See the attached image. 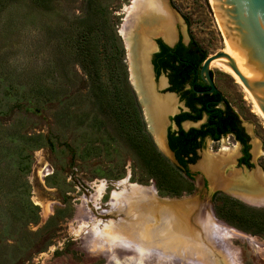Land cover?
Instances as JSON below:
<instances>
[{"label": "rangeland", "instance_id": "rangeland-1", "mask_svg": "<svg viewBox=\"0 0 264 264\" xmlns=\"http://www.w3.org/2000/svg\"><path fill=\"white\" fill-rule=\"evenodd\" d=\"M132 1L90 0V7L98 10L91 16L86 15L89 0H0V264H164L156 262L152 251L159 258L174 254L173 264H264L263 226L229 220L226 205L231 199L217 194L211 202L206 195L210 184L198 185L199 174L193 173L192 181L173 168L146 128L164 158L160 162L144 159L129 139L136 114L129 115L125 128L122 110L111 109L118 105L132 112L128 99L134 90L126 54L120 68V78L125 72L126 79L115 83L119 94L113 100L109 90L114 85L107 80L106 66L104 93L91 86L81 68L76 33L90 20L95 28L105 23L98 48L106 58L108 52L114 55L123 48L119 26ZM168 1L179 18V30L188 25L187 33L207 54L225 48L209 0ZM211 69L249 135L253 169L264 170V119L229 74L215 66ZM255 142L263 153L253 154ZM234 146L238 148L226 139L221 143L223 148ZM144 148L149 149L146 144ZM204 149L209 151L210 145ZM152 165L161 171L151 173ZM134 184L152 186L158 197L174 203L185 197L198 201L189 200L194 210L186 225L191 229L179 227L187 238L167 224L161 204L138 201L139 195L130 192ZM115 191L126 196L114 200ZM223 203V214L212 215L231 229L230 236L204 234L195 223L198 210ZM252 208L264 210V206ZM110 220L118 225L119 237L94 230ZM194 229L201 233V244ZM136 232L145 239L144 253L138 251ZM172 241L178 243L177 253L166 246ZM182 255L185 258L179 260Z\"/></svg>", "mask_w": 264, "mask_h": 264}, {"label": "flooded vegetation", "instance_id": "flooded-vegetation-1", "mask_svg": "<svg viewBox=\"0 0 264 264\" xmlns=\"http://www.w3.org/2000/svg\"><path fill=\"white\" fill-rule=\"evenodd\" d=\"M123 14L120 26L125 18V12ZM184 21L186 25L187 21ZM187 26L185 31H181L176 25V33L168 40L160 32L155 33L156 35H149L147 41H151L146 43V45L149 44L150 46L152 44L151 46H153L145 52V57L148 59L146 65L150 68L151 82L149 85L152 87L150 100L160 102L166 96L174 100H170L174 105L168 103V109L164 110L165 114L163 113V117L165 116L163 118V142L173 156V159L168 155L166 158L173 168L181 171L185 177L192 181L195 174H199L200 180L197 184L206 187L209 184V180L206 179L208 177L196 167L198 161L202 158V153L206 152L204 149L206 144L210 145L209 151L214 153H218L223 148L221 143L225 139L228 142L237 144V154L233 162L230 163L231 166L229 165V167L227 166L222 170V175L228 176L232 170L239 172L237 175H233L232 183L228 186L229 189L224 191L222 188L216 187V189L214 187V192L208 199L213 202L218 194L246 205V201L239 199V194L260 196L264 192L263 188L250 186L252 183H249L254 170H257L253 169L251 161L249 135L231 103L217 85L216 77L211 69L212 66H210L211 63L208 71L214 90H211V86L207 83L206 75L201 73V67L205 59L219 51L207 54L206 50L187 33ZM119 35L130 67L125 40L120 33ZM132 40L131 53H133V65H136V67L133 66V69H135V79H137L139 91L136 87L134 88L133 83H131V86L134 95L137 96V98L135 96L136 105L145 128L152 134L155 143L158 145L151 128L152 121L147 118L148 115L146 114L149 101L144 94V83L138 68L140 41L137 33ZM129 79L131 80V76H129ZM140 98H143V102L140 101ZM228 116L233 119L231 123L224 121ZM261 153L263 152L260 150ZM192 169L195 171L193 172ZM258 169H260L261 177L264 179L263 168L259 167ZM247 204L264 206V204L249 202ZM210 210L214 215L217 213L215 206L210 207Z\"/></svg>", "mask_w": 264, "mask_h": 264}, {"label": "bare ground", "instance_id": "bare-ground-1", "mask_svg": "<svg viewBox=\"0 0 264 264\" xmlns=\"http://www.w3.org/2000/svg\"><path fill=\"white\" fill-rule=\"evenodd\" d=\"M168 0H133L132 1V6L130 7L128 17L125 19V22L123 25L119 28V33L122 35V37L125 40L127 51H128V58L130 62V76H131V81L136 87L137 91H139V86L137 83V79H135V69H133V53H131V46H132V39L138 34L139 41H140V56H139V61H138V68L140 70L141 74V79L143 80L144 86V94L147 97V100L149 101L148 108L146 110V114L148 115L147 118L150 120L151 119V128L153 130L154 136L156 138V141L159 145V147L165 151V146L163 142V113L164 110L168 109V103L170 104V100H172L170 97L166 96L163 100L161 99L160 102L158 101H152L150 100L151 97V79H150V71L149 67H147L146 63V57H145V52L148 51L151 47L146 45V43H149L148 36L151 34L155 33H163L164 38L171 39L174 34L176 33V25L179 22V18L175 14V12L171 9V7L168 5ZM210 1V0H209ZM211 3V1H210ZM212 4V3H211ZM156 35V34H155ZM225 38V37H224ZM170 41V40H169ZM173 42V41H172ZM171 42V43H172ZM137 44V43H136ZM227 43L225 41V48L223 49L224 51L226 50ZM147 54V53H146ZM147 56H149L147 54ZM210 66H215L214 62L212 61ZM136 67V65H135ZM217 67V66H215ZM220 68V67H218ZM224 72L229 74L237 84H239L242 89L244 90L247 98L249 99L250 103L252 104L253 110L258 114L260 117H263L261 111L259 110L257 104L255 103L253 97L249 93L248 89L244 87L239 79L238 76L233 74L227 69L221 68ZM152 78V77H151ZM162 80V79H161ZM164 81V80H163ZM142 84V83H141ZM171 95V94H170ZM152 96V95H151ZM153 99V97H152ZM175 99V98H174ZM174 101V100H172ZM173 104V103H171ZM174 105V104H173ZM172 109V108H171ZM165 114V113H164ZM167 114V113H166ZM165 121V120H164ZM189 124V123H188ZM253 154L257 153L260 151L259 150V144L257 142L253 143ZM237 147L234 146V148L229 149V148H223L219 150L218 153H214L213 151H206L202 153V158L198 161L196 167L199 170H202L204 175H206L209 180L210 186L213 188H222L227 190L229 189L228 186L231 185L232 180H233V175H237L239 171L237 170H232L230 171L229 175L224 176L222 175V170L226 168L227 166L229 167L230 163L233 162L236 154H237ZM231 166V165H230ZM244 172V171H243ZM261 171L260 169L254 170V173L252 174V179L249 182L251 185L254 187H261L263 188L264 191V179L261 177ZM216 188V189H217ZM132 192L135 195H139V200L141 201L142 199L144 201H149L152 202L156 207L157 205L161 206L163 210H166L167 215H168V223L170 226L175 227V231L180 232L182 236H187L182 232V230L179 227H182L187 231L188 228H190L187 225L188 220L191 216V211L194 210L192 206H189V204L193 202H198L195 198H183L182 200L184 201H178L179 203H174L171 198H160L157 196L156 190L152 186H144V185H137L134 184L132 185ZM219 190V189H218ZM233 190V189H232ZM103 191V185L101 187V192L98 195L102 196L101 193ZM222 191V190H221ZM242 191V190H241ZM260 193V192H259ZM228 194V193H227ZM256 194V193H255ZM97 195V196H98ZM113 199L116 200L119 196L125 197V194H122V192H113L112 194ZM232 196V195H231ZM258 196V197H257ZM239 199L241 198L242 200L249 202V203H254V204H264V192L262 195H238ZM189 200H192L193 202H189ZM89 201V199H87ZM148 202V203H149ZM161 204V205H160ZM114 205V204H113ZM164 205V206H163ZM205 209V208H204ZM196 219L195 223L197 225H200L201 228L204 230L201 231L204 234H209L211 236H230V230L225 228L224 226H221L214 218L212 215V211H210L209 208H206L205 210L199 209L197 214H196ZM115 222L110 220L109 223H105L103 225V228L97 229V225H95L93 228L97 233H101L102 235H106L110 238L114 237H119V228L117 224H114ZM98 224V222H97ZM191 229V228H190ZM189 230V229H188ZM199 232V233H198ZM192 234L195 236L196 241H198V244H201V233L197 229H194L192 231ZM135 235H139L140 239L138 238V251L140 253H144V249L141 247V243L143 240H145L139 232H136ZM105 237V236H104ZM106 238V237H105ZM187 238V237H186ZM107 239V238H106ZM109 240V239H108ZM179 242V240H178ZM178 243L177 242H170L166 244L167 248L172 252L174 249V252H176L175 247ZM204 244V243H203ZM153 248V247H152ZM210 248V247H209ZM212 252V248H210ZM151 254L154 255V258L157 260L156 262H163L164 264H173L171 258H159V253L157 252H150ZM150 254V255H151ZM152 255V256H153ZM175 257V256H174ZM179 260L181 258L184 259L185 256L178 257ZM181 262V261H180ZM234 262V261H233ZM181 263H184L182 261ZM230 263V262H229ZM139 264H142L139 262ZM157 264H162V263H157ZM231 264V263H230Z\"/></svg>", "mask_w": 264, "mask_h": 264}, {"label": "water", "instance_id": "water-1", "mask_svg": "<svg viewBox=\"0 0 264 264\" xmlns=\"http://www.w3.org/2000/svg\"><path fill=\"white\" fill-rule=\"evenodd\" d=\"M210 1L227 46L225 51L221 50L205 59L201 73L206 75L211 90L214 87L208 68L212 61L215 66L238 76L264 117V0ZM140 101L143 102V98ZM164 152L173 159L166 147ZM213 190L210 186L207 197H211Z\"/></svg>", "mask_w": 264, "mask_h": 264}, {"label": "trees", "instance_id": "trees-1", "mask_svg": "<svg viewBox=\"0 0 264 264\" xmlns=\"http://www.w3.org/2000/svg\"><path fill=\"white\" fill-rule=\"evenodd\" d=\"M87 13L89 15H93L98 12L97 9L90 7V0H89V6L87 7ZM91 22V20H90ZM90 22L88 24H84L81 29L76 33L75 37V47L77 56L79 59V64L81 68L84 70L85 74L89 78L91 86L95 87L97 90L101 91V93L107 92L102 91L103 90V84L105 83L102 79V69L103 66H106V75L107 80L109 83L114 85V88L110 91V94L113 96L112 100L115 99L119 93H118V87L115 86V83L119 80L125 81L126 79V73H123L122 78H120V68L123 66V48L118 50L116 49L115 45L113 46L114 49H116V52L114 55L108 52L107 58L105 56H102L99 48L98 43L101 40L102 34L106 32L107 28L105 27V23H101L100 27L95 28V24ZM93 24V25H92ZM104 27V28H103ZM108 38V37H107ZM119 55V57H117ZM133 94V91H132ZM134 96V94H133ZM129 97L128 99V105L131 108L132 112L128 113L125 106L120 107L118 105H114L116 107H112V110H115L114 108H117L122 110V118L121 120L125 122V128L128 127L129 121V115L136 114L137 118H132V122L134 123V128H132V131H129L127 133L129 139L131 142L135 143L136 148L141 153V156L144 159H149L153 161L160 162L163 158V156L155 149L151 139L149 138L148 133L145 131V125L144 122L140 116V113L138 111L137 105H136V98L135 97ZM118 98V97H117ZM134 98V101L132 100ZM122 108V109H121ZM126 119V120H125ZM232 117L228 116L224 121L226 122H232ZM139 141L144 144H138ZM147 145L149 149H145L144 145ZM151 170L153 174H157L156 172H160L161 170L158 169L157 166L152 165ZM230 208V218L229 220L235 222L238 225H254V226H263L264 228V210H257L252 207H249L247 205H244L238 201L231 200L226 207ZM224 208V203L220 206L215 208L217 214H223L222 209ZM262 230V229H261Z\"/></svg>", "mask_w": 264, "mask_h": 264}, {"label": "built area", "instance_id": "built-area-1", "mask_svg": "<svg viewBox=\"0 0 264 264\" xmlns=\"http://www.w3.org/2000/svg\"><path fill=\"white\" fill-rule=\"evenodd\" d=\"M46 168V166H44L42 169H45Z\"/></svg>", "mask_w": 264, "mask_h": 264}]
</instances>
